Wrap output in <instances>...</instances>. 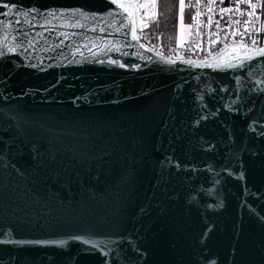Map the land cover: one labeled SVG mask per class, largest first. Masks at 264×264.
Listing matches in <instances>:
<instances>
[{"label": "water", "instance_id": "95a60500", "mask_svg": "<svg viewBox=\"0 0 264 264\" xmlns=\"http://www.w3.org/2000/svg\"><path fill=\"white\" fill-rule=\"evenodd\" d=\"M132 27L0 0V264H264V56L168 63Z\"/></svg>", "mask_w": 264, "mask_h": 264}, {"label": "built area", "instance_id": "2783aa9c", "mask_svg": "<svg viewBox=\"0 0 264 264\" xmlns=\"http://www.w3.org/2000/svg\"><path fill=\"white\" fill-rule=\"evenodd\" d=\"M128 1L132 4H140L138 0ZM154 2L156 8L146 9V13L154 11L155 18H152L150 14L144 18L141 9L135 14L137 40L146 49L168 60L204 61L234 44L242 45L249 50L264 47V0H185L184 7L190 15L189 28L186 36L174 46H165L152 35L145 36L146 29L157 17L159 0ZM141 3L151 5L153 0H141ZM250 3L257 4L258 7L252 9L249 6ZM209 5L212 6L211 11H209ZM222 8L230 9V11L222 13L220 11ZM197 12L200 13L199 16ZM249 12L253 13L251 17L248 16ZM209 16L212 18L211 25L208 23ZM193 17H196L195 21ZM229 21L233 22L230 26ZM245 21L249 23L245 24ZM217 22H219V28ZM241 34H244L243 39ZM252 41L256 43L253 44Z\"/></svg>", "mask_w": 264, "mask_h": 264}, {"label": "trees", "instance_id": "16d2710c", "mask_svg": "<svg viewBox=\"0 0 264 264\" xmlns=\"http://www.w3.org/2000/svg\"><path fill=\"white\" fill-rule=\"evenodd\" d=\"M180 0H159L157 17L146 29L145 36H153L165 46L177 44V27L179 22ZM184 20L189 21L190 15L184 9Z\"/></svg>", "mask_w": 264, "mask_h": 264}, {"label": "snow or ice", "instance_id": "6c2138e0", "mask_svg": "<svg viewBox=\"0 0 264 264\" xmlns=\"http://www.w3.org/2000/svg\"><path fill=\"white\" fill-rule=\"evenodd\" d=\"M112 3L116 4L118 8L123 9L124 12H127V14H128V19H129V23L133 25V27H132V29H131V32H132V38H133L134 40H135V39H138V37H137V35H136V28H135V26H134L135 23H136V20H135V14H136V12H138V10L141 9V8H145V9H153V10H154V9L156 8V4H155L154 0H153V3H152L151 5H149V4L121 3L120 0H112ZM249 6H250L252 9H255V8L258 7L257 4H251V3L249 4ZM5 7H8V5H5ZM211 8H212V6L209 5V11H211ZM183 10H184V2H183V0H180L181 27H183V23H182V21H183ZM220 11H221L222 13H226V12H229L230 9L222 8ZM147 14H150V15L152 16V18H155V13H154V11L151 12V13H147ZM4 15H8V13L6 12V13H4ZM23 15L26 17L28 14H27V13H23ZM199 15H200V13L197 12V16H199ZM252 15H253L252 12H249V13H248V16H249V17H251ZM141 19L143 20V18H141ZM192 19H193V21H195L196 17H193ZM26 22H27V21H26ZM17 23H19V21H17ZM208 23H209V25L212 24V18H211V16H209ZM231 23H233V22H232V21H229V26L231 25ZM236 23H239V22H236ZM247 23H249V22H248V21H245V24H247ZM8 26H9V25H7V24L4 25L5 28H7ZM143 26H144V25L142 24V27H143ZM217 27L219 28V22H217ZM232 34H233V35H236V34H238V33H232ZM243 35H244V34H241V38H242V39H243ZM252 43L255 44L256 42H255V41H252ZM241 46H242V45H241ZM8 50H9V51H14V48H9ZM256 51H257V54H258V55L264 56V48H262V49H258V50H256ZM0 54H2V53H0ZM248 58L250 59L251 57H248ZM166 62H168V63H173L174 61H171V60L169 59V60H167ZM185 63L194 64L195 62L189 60V61H185ZM209 66H211V65H209ZM228 66H234V65L229 64Z\"/></svg>", "mask_w": 264, "mask_h": 264}, {"label": "rangeland", "instance_id": "374dc122", "mask_svg": "<svg viewBox=\"0 0 264 264\" xmlns=\"http://www.w3.org/2000/svg\"><path fill=\"white\" fill-rule=\"evenodd\" d=\"M184 2V6H185V0H183ZM185 9V7H184ZM183 15H184V10H183ZM183 27H181V12H180V3H179V22H178V27H177V35H176V40L181 41L182 38H184V36H186L188 28H189V21L184 20V16H183Z\"/></svg>", "mask_w": 264, "mask_h": 264}]
</instances>
